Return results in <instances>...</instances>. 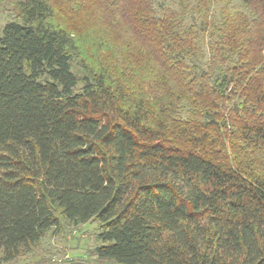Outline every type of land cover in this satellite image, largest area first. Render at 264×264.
I'll use <instances>...</instances> for the list:
<instances>
[{
	"label": "trees",
	"instance_id": "obj_1",
	"mask_svg": "<svg viewBox=\"0 0 264 264\" xmlns=\"http://www.w3.org/2000/svg\"><path fill=\"white\" fill-rule=\"evenodd\" d=\"M238 2L17 1L0 34L3 261L94 220L115 263L264 264V0Z\"/></svg>",
	"mask_w": 264,
	"mask_h": 264
},
{
	"label": "rangeland",
	"instance_id": "obj_2",
	"mask_svg": "<svg viewBox=\"0 0 264 264\" xmlns=\"http://www.w3.org/2000/svg\"><path fill=\"white\" fill-rule=\"evenodd\" d=\"M17 1H1L0 34L8 21L18 18ZM233 1L239 4L238 0ZM154 3L161 10L162 5H170L171 0H154ZM100 231V224L94 220L78 225L63 221L60 227H52L45 232L29 253L14 261H3L0 250V264H120L97 257L95 248L101 243Z\"/></svg>",
	"mask_w": 264,
	"mask_h": 264
}]
</instances>
